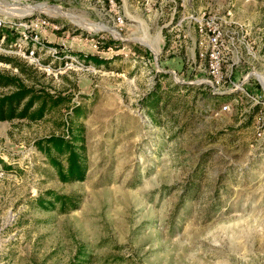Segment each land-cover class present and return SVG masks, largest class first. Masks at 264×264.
Wrapping results in <instances>:
<instances>
[{"label": "rangeland", "instance_id": "1", "mask_svg": "<svg viewBox=\"0 0 264 264\" xmlns=\"http://www.w3.org/2000/svg\"><path fill=\"white\" fill-rule=\"evenodd\" d=\"M117 5L120 38L109 33L106 0H0L3 21L43 16L57 26L17 28L24 39L10 29L12 40L0 35V57L26 74L3 62L0 72L63 96L39 120L0 121V264H264V107L240 91L211 99L194 37L175 39L166 52L157 24L173 9L229 11L244 35L233 79L247 77L264 104V0ZM34 35L76 62L52 59L37 45L27 56ZM110 40L119 43L102 47ZM78 54L103 62L93 66ZM153 90L163 96L157 108L142 100ZM69 120L82 129L86 171L63 183L34 142L64 134ZM46 190L76 207L50 204Z\"/></svg>", "mask_w": 264, "mask_h": 264}, {"label": "built area", "instance_id": "2", "mask_svg": "<svg viewBox=\"0 0 264 264\" xmlns=\"http://www.w3.org/2000/svg\"><path fill=\"white\" fill-rule=\"evenodd\" d=\"M94 2H99L101 0H93ZM127 1H137V0H106L107 7L112 13L113 28L117 34H119V29L124 26L123 16L118 12L117 3H125ZM176 10H171L169 16L158 17V33L161 38L160 46L164 51L174 47L175 39L183 38L190 39L194 37L195 51L197 56L204 61V68L206 69V74L208 79L206 83L211 88V92L215 93H233L241 92L245 97H247L251 102L262 104V99L259 95H253L251 89H249L245 82V76L239 81L233 79V68L237 65L238 58L235 53H238L237 45L244 35L239 36V30L236 29V23L230 20L231 14L229 11L220 12L218 10L204 13V12H191L184 14L175 15ZM0 26H6L10 30L17 31V28H27L29 31L37 29L39 27L54 28L57 26L52 23L47 17H39L21 22H7L0 19ZM19 33V30L17 31ZM112 34L111 32H109ZM22 32L19 33V37ZM246 34V32H245ZM113 35V34H112ZM115 38H120L113 35ZM23 39L25 37H22ZM30 44L33 43L31 49L27 56L33 54V47L38 46V48H45L50 54H52V59H62L69 58V60L75 59L67 55H62L61 57L55 56V49L50 46L44 45L38 40L36 35L30 37ZM3 40V36L1 37ZM167 43V45H166ZM245 52L247 54H252L251 46L244 45ZM187 48L186 41L183 43V49ZM64 54V53H63ZM36 65H39L37 58H32ZM67 60H64L66 63ZM71 63V61H69ZM49 64H46L47 68L42 70L48 71ZM227 104H223L220 109L225 110ZM259 134V133H257Z\"/></svg>", "mask_w": 264, "mask_h": 264}, {"label": "trees", "instance_id": "3", "mask_svg": "<svg viewBox=\"0 0 264 264\" xmlns=\"http://www.w3.org/2000/svg\"><path fill=\"white\" fill-rule=\"evenodd\" d=\"M0 35H4L5 41L13 38L6 26H0ZM117 43H119L117 40L106 41L102 47ZM78 57L93 66H98L103 62L97 55L78 54ZM0 62L9 64L21 75L26 74V69L14 59L0 57ZM0 89L5 90L0 93V121L12 119L39 120L63 102V96L59 93H49L41 87L34 88L33 85L24 84L20 77L10 76L2 72H0ZM231 94L211 92L208 95L211 99H227ZM162 97L160 91L153 90L142 100L148 107L157 108ZM71 113L72 117L78 118L82 116L83 111L76 105L71 108ZM71 123L69 120L65 125L64 134H49L34 142L36 149L44 154L54 169L57 179L63 183L83 180L86 171L82 129L78 126L72 127ZM44 194L51 198L50 204L52 201L57 202L63 210L76 207L75 200L70 196L56 194L49 190H46ZM35 201L41 207L46 204L44 203L45 199L40 196L36 197Z\"/></svg>", "mask_w": 264, "mask_h": 264}, {"label": "bare ground", "instance_id": "4", "mask_svg": "<svg viewBox=\"0 0 264 264\" xmlns=\"http://www.w3.org/2000/svg\"><path fill=\"white\" fill-rule=\"evenodd\" d=\"M113 29V28H112ZM114 30V29H113ZM113 35H115V36H117V37H119V34H117L116 32H115V30H114V33L113 32H111Z\"/></svg>", "mask_w": 264, "mask_h": 264}]
</instances>
